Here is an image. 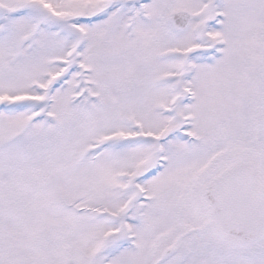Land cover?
Segmentation results:
<instances>
[{
  "label": "snow or ice",
  "instance_id": "6c2138e0",
  "mask_svg": "<svg viewBox=\"0 0 264 264\" xmlns=\"http://www.w3.org/2000/svg\"><path fill=\"white\" fill-rule=\"evenodd\" d=\"M0 264H264V0H0Z\"/></svg>",
  "mask_w": 264,
  "mask_h": 264
}]
</instances>
